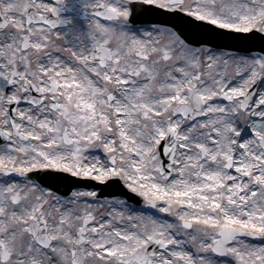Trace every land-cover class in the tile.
<instances>
[{"label": "snow or ice", "instance_id": "obj_1", "mask_svg": "<svg viewBox=\"0 0 264 264\" xmlns=\"http://www.w3.org/2000/svg\"><path fill=\"white\" fill-rule=\"evenodd\" d=\"M0 264H264V0H0Z\"/></svg>", "mask_w": 264, "mask_h": 264}, {"label": "water", "instance_id": "obj_2", "mask_svg": "<svg viewBox=\"0 0 264 264\" xmlns=\"http://www.w3.org/2000/svg\"><path fill=\"white\" fill-rule=\"evenodd\" d=\"M168 18L169 17H165V19H161V20L159 19L158 22H161V23H164V24L172 23V20H170ZM171 25H173V24H171ZM190 38H192V37H190ZM233 44H234V42H232V41H228V40H224V39H214L212 44H211V46H215V47H221V46L230 47V45H233ZM232 48H236V47H232ZM254 89H255V86H254ZM51 184H53L54 188L56 190H58L59 192H60L61 187H65L67 191H69L70 188L73 187L68 181L64 182L62 180H54L53 182H51ZM134 200H136V199L133 198L132 201H134Z\"/></svg>", "mask_w": 264, "mask_h": 264}, {"label": "rangeland", "instance_id": "obj_3", "mask_svg": "<svg viewBox=\"0 0 264 264\" xmlns=\"http://www.w3.org/2000/svg\"><path fill=\"white\" fill-rule=\"evenodd\" d=\"M239 83H241V81L239 80V78L238 77H235L234 79H233V85H238ZM160 215H163V214H160ZM251 239V238H250ZM253 243H256V244H260V243H262V241H260V240H258V242H255V240L254 241H252Z\"/></svg>", "mask_w": 264, "mask_h": 264}]
</instances>
